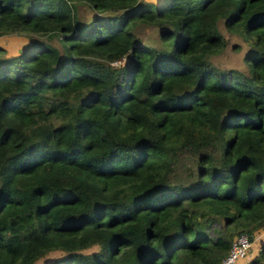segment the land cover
Here are the masks:
<instances>
[{"label": "trees", "instance_id": "1", "mask_svg": "<svg viewBox=\"0 0 264 264\" xmlns=\"http://www.w3.org/2000/svg\"><path fill=\"white\" fill-rule=\"evenodd\" d=\"M3 34L0 264H217L264 230V0H0Z\"/></svg>", "mask_w": 264, "mask_h": 264}, {"label": "rangeland", "instance_id": "2", "mask_svg": "<svg viewBox=\"0 0 264 264\" xmlns=\"http://www.w3.org/2000/svg\"><path fill=\"white\" fill-rule=\"evenodd\" d=\"M156 2L157 0H148ZM109 13V12H108ZM78 14L83 21H89L93 16L94 12L91 11L86 5L79 4L78 5ZM217 26L220 31L223 33L226 39V46L218 53L212 55L210 57L211 61L220 67H236L238 69H243V63L241 60L242 54L246 49V45L242 42V40L235 35L229 34L226 30L223 29L221 25V21H217ZM144 30L141 31L142 40L147 43H155L157 41V36L155 29L152 27H144ZM15 36H20L21 38H16ZM19 39H24L23 42H20ZM28 38L21 35H14V34H3L0 36V47L4 49L5 55H16L19 53L20 49L24 47ZM236 43L240 45L239 50L232 49L231 46ZM222 224L218 221H213L210 223V228H219ZM258 234V238L254 239L251 244V247L248 250V257L249 260L253 257L256 252L258 251L260 241L264 239V230L263 231H256L254 235ZM257 237V236H256Z\"/></svg>", "mask_w": 264, "mask_h": 264}, {"label": "built area", "instance_id": "3", "mask_svg": "<svg viewBox=\"0 0 264 264\" xmlns=\"http://www.w3.org/2000/svg\"><path fill=\"white\" fill-rule=\"evenodd\" d=\"M118 62L119 60L115 63ZM257 238L258 234L254 235V233L251 234V236L246 232H240L236 234L231 239L226 254L219 260L217 264H246L248 261V250L251 247L254 239Z\"/></svg>", "mask_w": 264, "mask_h": 264}, {"label": "crops", "instance_id": "4", "mask_svg": "<svg viewBox=\"0 0 264 264\" xmlns=\"http://www.w3.org/2000/svg\"><path fill=\"white\" fill-rule=\"evenodd\" d=\"M16 38H21L20 36H15ZM24 39H19L20 42H23Z\"/></svg>", "mask_w": 264, "mask_h": 264}]
</instances>
